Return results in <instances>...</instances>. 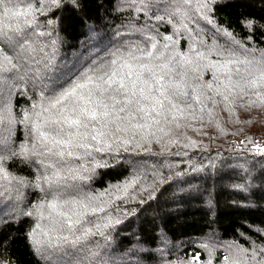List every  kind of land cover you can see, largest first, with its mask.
<instances>
[{"label":"trees","instance_id":"1","mask_svg":"<svg viewBox=\"0 0 264 264\" xmlns=\"http://www.w3.org/2000/svg\"><path fill=\"white\" fill-rule=\"evenodd\" d=\"M78 3L11 0L13 12L23 14L30 5V13L9 19L0 15V25L19 24L18 31L8 33L11 39L0 38V58L10 55L18 66L0 85V97L10 103L17 121L10 134L0 129V139L7 137L4 154L35 142L30 122L22 121L42 92L47 94L122 43L143 42L147 35L158 46L167 45L169 52L195 56L192 49L211 51L191 80L200 86L202 104L193 103L196 119L181 120V127L173 125L167 135L157 133L139 145H114L109 152L92 155L76 150L77 156L64 160H5L4 167L20 183L3 182L0 239L16 264H48L50 259L59 264H226L224 257L234 249L251 252L264 244V153L258 151L264 149V106L252 91L245 90L243 99L239 89L227 99L217 94V87L225 90L213 77H223L206 67L222 63L215 53L226 49L249 58L264 56V0H200L207 7L193 0L191 7L183 5L187 16L172 14L173 0ZM41 161L54 164L47 174L60 171L57 183L43 181ZM56 195L94 197L93 206L104 211L84 216L74 234L57 229L74 243L45 244L44 262L30 238H44L41 230L47 231L51 221L45 218L37 228V217L28 213ZM81 229L90 232L84 236ZM197 255L199 260H193Z\"/></svg>","mask_w":264,"mask_h":264},{"label":"snow or ice","instance_id":"2","mask_svg":"<svg viewBox=\"0 0 264 264\" xmlns=\"http://www.w3.org/2000/svg\"><path fill=\"white\" fill-rule=\"evenodd\" d=\"M53 2L58 3L59 0ZM173 2L176 8L172 14L187 16L188 10L183 5L191 7L193 0ZM210 2L222 4L226 0ZM71 3L73 7L79 6L78 0H71ZM196 3L198 7H207L206 3L201 5L200 0H196ZM10 4L11 0H0V15L4 19L21 15L27 17L31 11L29 5L28 11L23 14L13 12ZM24 22L27 24L29 21L25 19ZM247 23L251 24L252 21ZM18 29L19 24H9L6 27L0 25V38L11 39L8 33ZM192 52L195 56L169 52L167 45L158 46L153 37L147 35L143 42L122 43L115 51L91 62L64 83L52 86L47 94L42 92L39 102L33 105L32 113L25 114L22 121L30 122L35 142L30 147L21 144L19 151L11 149L4 154L7 137L0 139V191L4 188V181L11 183L16 180L20 183V178L11 175L4 167V161L9 157L28 161L32 157L54 156L64 160L66 157L77 156L76 150H82L84 155L109 152L114 145L119 147L133 142L138 145L142 141L149 142L150 138H156L157 133L167 135L173 125L181 127V120L196 119L193 103L202 104L203 93L198 91L199 85H192L191 80L201 66L199 61L212 53L210 51L206 54L195 49ZM215 54L223 62H209L206 67L217 69L223 77L222 80L219 76L213 77L220 80L225 90V93H221L217 87V94L225 95L227 99V94L239 89L243 99L247 94L245 90L252 91L256 100L264 106V91H261L264 90V56L249 58L227 49ZM17 70L14 57L5 54L0 58V85H3L8 75ZM195 78L199 79L200 76L196 75ZM207 87L211 88V83ZM189 88L192 89V95L189 94ZM251 103L255 104L256 101ZM16 122L10 103L0 97V129L10 134L11 127ZM258 151L264 153V149L259 147ZM40 163L45 167L43 181L50 186L57 183L60 171L47 174V169L53 168L54 164H45L44 161ZM94 200V197L88 196L62 199L61 195H56L39 204L28 215L38 216L40 220L47 218L52 226L47 231L41 230L44 239L33 240V244L52 247L59 246L61 242L74 243L69 240L68 235L58 233L57 229L63 232L66 228L69 233L74 234L84 216L104 211L102 207L93 206ZM45 208L49 210L47 217ZM39 227L38 223L37 228ZM81 231L84 236L90 232L84 229ZM79 239L81 237L78 236L77 240ZM261 254H264V244L256 245L251 252L243 248L234 249L224 260L226 264H264V255ZM193 260L198 261L199 255L193 257ZM0 264H16L2 239ZM187 264H193V261H188Z\"/></svg>","mask_w":264,"mask_h":264},{"label":"rangeland","instance_id":"3","mask_svg":"<svg viewBox=\"0 0 264 264\" xmlns=\"http://www.w3.org/2000/svg\"><path fill=\"white\" fill-rule=\"evenodd\" d=\"M50 199H52V198H49L48 200H50ZM45 216L47 217V214H48V209L47 208H45ZM37 218H36V222L38 221V223L39 224H41V221L44 223V219L43 220H40L39 219V217L38 216H36ZM39 239V240H38ZM44 238H40V237H37L36 236V238H35V236L33 237H31L30 238V241H31V245H32V247H33V250L38 254V256L42 259H44V262H46V258H48L47 256H45V255H43V253H45L44 251H42L41 249H42V247L43 246H45V244H43V245H41V246H35L34 244H33V240H37V241H40V240H43ZM46 258H45V257ZM48 261V260H47ZM48 264H59L58 263V261H55V260H53V259H50L48 262H47Z\"/></svg>","mask_w":264,"mask_h":264}]
</instances>
